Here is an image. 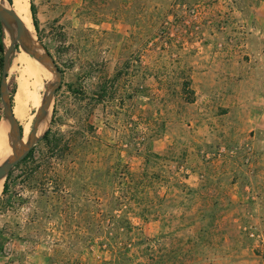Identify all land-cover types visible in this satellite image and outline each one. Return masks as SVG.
Here are the masks:
<instances>
[{"label":"rangeland","instance_id":"obj_1","mask_svg":"<svg viewBox=\"0 0 264 264\" xmlns=\"http://www.w3.org/2000/svg\"><path fill=\"white\" fill-rule=\"evenodd\" d=\"M28 2L63 78L0 185V264H264V0Z\"/></svg>","mask_w":264,"mask_h":264},{"label":"water","instance_id":"obj_2","mask_svg":"<svg viewBox=\"0 0 264 264\" xmlns=\"http://www.w3.org/2000/svg\"><path fill=\"white\" fill-rule=\"evenodd\" d=\"M0 23L2 28L3 42V67L0 81V97L4 108V119L8 124L12 142V150L9 157L0 162V182H5L11 174L13 168L24 161L35 146L42 140L50 126L49 110L52 105L55 93L60 88L63 72L55 62L54 58L42 47L36 37L35 41L39 51H35L28 46L30 30L23 19L14 10L13 4L8 0H0ZM10 36L11 43L7 46L6 37ZM16 42L19 43L26 52L33 56L40 63L44 64L53 74L52 86L42 96L40 106L36 108L35 119L32 130L26 142L23 141V129L16 118L13 109V102L9 90L8 77L12 66L14 53L16 52ZM40 127H42L41 131Z\"/></svg>","mask_w":264,"mask_h":264},{"label":"bare ground","instance_id":"obj_3","mask_svg":"<svg viewBox=\"0 0 264 264\" xmlns=\"http://www.w3.org/2000/svg\"><path fill=\"white\" fill-rule=\"evenodd\" d=\"M15 5V6H14ZM13 8L18 13V15L23 19L26 26L31 29V14L29 11V2L28 0H14ZM30 37L28 39V46L35 51H41L36 44L35 36L33 32L30 30ZM7 38V37H6ZM8 39H6L7 43ZM28 55H27V54ZM24 52L22 47L20 46L19 52L14 57L11 70L16 72L17 69H21V75L19 78V87L18 91L15 95L14 99V114L19 122L23 126V141L26 142L27 138L29 137V133L31 131V111L33 108L40 106L41 103V91L43 86V79L42 76L44 74L43 70L45 65L40 63L43 67H38L35 64V61L30 57L28 52ZM10 70V72H11ZM49 72L45 75V81L51 79L52 73L47 68ZM18 71V70H17ZM42 127H40L41 131ZM6 148V157H4L0 162L6 160L12 150V142L10 137V131L7 122L5 121V125L3 121L0 124V155ZM5 153V152H4ZM2 182H0V185Z\"/></svg>","mask_w":264,"mask_h":264},{"label":"trees","instance_id":"obj_4","mask_svg":"<svg viewBox=\"0 0 264 264\" xmlns=\"http://www.w3.org/2000/svg\"><path fill=\"white\" fill-rule=\"evenodd\" d=\"M10 3H12L13 2V0H8ZM32 4V9H33V15H34V19H35V25H37V21H36V14H35V9H34V4L33 3H31ZM1 36H2V28H1V23H0V50H1V52H3V42H2V38H1ZM0 65H3V58L1 57V59H0ZM1 119V118H0ZM50 133H51V131H48L47 132V135H46V137H45V139H48L49 138V135H50ZM33 153H34V149L30 152V154L27 156V158L25 159V160H27L29 157H31L32 155H33ZM24 160V161H25ZM8 179H9V177L7 178V180L5 181V184H4V186H5V188H4V190H7L8 189V187H9V184H8ZM126 222H127V226L126 227H129V228H132V224L128 221V220H126ZM109 238H111V237H109ZM110 245H111V243H109ZM102 246H104L105 247V245L104 244H102ZM110 249H114V245L112 244V248H110ZM0 251H1V244H0ZM115 251V250H114ZM114 251H112V252H114Z\"/></svg>","mask_w":264,"mask_h":264},{"label":"built area","instance_id":"obj_5","mask_svg":"<svg viewBox=\"0 0 264 264\" xmlns=\"http://www.w3.org/2000/svg\"><path fill=\"white\" fill-rule=\"evenodd\" d=\"M250 235H251L256 241H261V242L264 241L263 235H262L261 233H258V234H257L256 232L252 231V232L250 233Z\"/></svg>","mask_w":264,"mask_h":264},{"label":"crops","instance_id":"obj_6","mask_svg":"<svg viewBox=\"0 0 264 264\" xmlns=\"http://www.w3.org/2000/svg\"><path fill=\"white\" fill-rule=\"evenodd\" d=\"M264 5V4H263Z\"/></svg>","mask_w":264,"mask_h":264}]
</instances>
